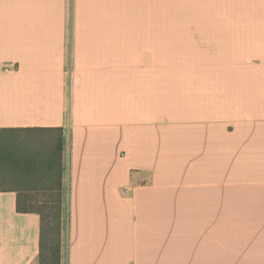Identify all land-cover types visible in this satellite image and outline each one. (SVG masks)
<instances>
[{"label": "crops", "instance_id": "1", "mask_svg": "<svg viewBox=\"0 0 264 264\" xmlns=\"http://www.w3.org/2000/svg\"><path fill=\"white\" fill-rule=\"evenodd\" d=\"M56 128L62 264H264V0H0V151ZM40 196L0 191V264Z\"/></svg>", "mask_w": 264, "mask_h": 264}, {"label": "trees", "instance_id": "2", "mask_svg": "<svg viewBox=\"0 0 264 264\" xmlns=\"http://www.w3.org/2000/svg\"><path fill=\"white\" fill-rule=\"evenodd\" d=\"M34 129L46 130H30ZM56 131L57 142L54 145L47 142L52 139H47L44 142L46 144L39 149H31L29 155L24 157L20 151H0V191L20 190L30 184L36 186L42 194L35 199L36 204L33 206L41 216L39 264H62L63 259V235L66 227L64 143L63 129L56 128Z\"/></svg>", "mask_w": 264, "mask_h": 264}, {"label": "rangeland", "instance_id": "3", "mask_svg": "<svg viewBox=\"0 0 264 264\" xmlns=\"http://www.w3.org/2000/svg\"><path fill=\"white\" fill-rule=\"evenodd\" d=\"M64 240H65V239H64V236H63V243H64Z\"/></svg>", "mask_w": 264, "mask_h": 264}]
</instances>
